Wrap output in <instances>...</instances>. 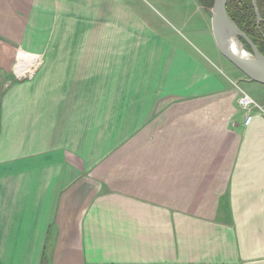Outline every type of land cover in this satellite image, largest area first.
Returning <instances> with one entry per match:
<instances>
[{"label": "crops", "instance_id": "crops-1", "mask_svg": "<svg viewBox=\"0 0 264 264\" xmlns=\"http://www.w3.org/2000/svg\"><path fill=\"white\" fill-rule=\"evenodd\" d=\"M184 2L0 0V264H264V85Z\"/></svg>", "mask_w": 264, "mask_h": 264}, {"label": "water", "instance_id": "water-1", "mask_svg": "<svg viewBox=\"0 0 264 264\" xmlns=\"http://www.w3.org/2000/svg\"><path fill=\"white\" fill-rule=\"evenodd\" d=\"M228 0H213L210 10V24L214 40L222 55L249 80L264 85V55L230 19L226 12ZM257 22L260 21L255 0H252ZM239 38L250 47L246 52Z\"/></svg>", "mask_w": 264, "mask_h": 264}, {"label": "trees", "instance_id": "trees-1", "mask_svg": "<svg viewBox=\"0 0 264 264\" xmlns=\"http://www.w3.org/2000/svg\"><path fill=\"white\" fill-rule=\"evenodd\" d=\"M198 4L210 12L213 0H196ZM255 6L260 16L257 22L252 0H228L226 12L236 26L246 34L256 46L260 54L264 55V0H255ZM239 41L250 51L249 45L241 38Z\"/></svg>", "mask_w": 264, "mask_h": 264}, {"label": "built area", "instance_id": "built-area-1", "mask_svg": "<svg viewBox=\"0 0 264 264\" xmlns=\"http://www.w3.org/2000/svg\"><path fill=\"white\" fill-rule=\"evenodd\" d=\"M23 57L27 59H23ZM38 57L30 55L27 53H22L19 55L18 61L14 67V74L17 79H31L37 68ZM238 105L246 111V117L244 120V125L248 126L253 119V114H249V111L256 109L262 111L261 108L256 104V102L245 92L241 91V94L237 100ZM263 112V111H262Z\"/></svg>", "mask_w": 264, "mask_h": 264}, {"label": "rangeland", "instance_id": "rangeland-1", "mask_svg": "<svg viewBox=\"0 0 264 264\" xmlns=\"http://www.w3.org/2000/svg\"><path fill=\"white\" fill-rule=\"evenodd\" d=\"M184 1H186V0H134V7L137 6L142 11L151 9L149 11H151V12L154 11L155 13H158L160 15H164L165 17L168 18L169 14L171 16V15H175L176 13H178L180 11L185 10L186 7H185ZM242 46L246 52H248V53L250 52L249 50H247L245 48V46L243 44H242ZM221 61H223V63H225V64L231 66L233 69H235L228 61H226L222 57H221ZM217 64L219 65V63H217ZM256 104L258 105L257 102H256Z\"/></svg>", "mask_w": 264, "mask_h": 264}, {"label": "bare ground", "instance_id": "bare-ground-1", "mask_svg": "<svg viewBox=\"0 0 264 264\" xmlns=\"http://www.w3.org/2000/svg\"><path fill=\"white\" fill-rule=\"evenodd\" d=\"M24 60H26V62H27V59H24Z\"/></svg>", "mask_w": 264, "mask_h": 264}]
</instances>
